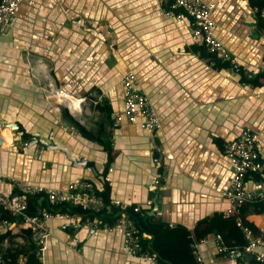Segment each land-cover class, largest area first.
I'll use <instances>...</instances> for the list:
<instances>
[{"label":"crops","instance_id":"crops-1","mask_svg":"<svg viewBox=\"0 0 264 264\" xmlns=\"http://www.w3.org/2000/svg\"><path fill=\"white\" fill-rule=\"evenodd\" d=\"M204 1L215 3L216 35L244 74L209 61L204 45L191 41L194 21L165 17L155 0H23L0 38V129L7 139L0 149V178L65 189L81 178L101 188L108 175L112 200L136 205L152 199L161 220L192 233L199 221L225 213L229 203L220 193L232 175L225 144L245 128L258 130L264 161V82L256 86L242 80L264 70V0ZM130 69L158 113V130L114 124L123 106L121 78ZM52 83L86 97L83 107L90 111L71 114L46 94ZM53 93L65 100L55 88ZM34 133L50 144L52 137L86 165L58 148L40 153L38 144H29ZM154 175L161 177L156 190L149 186ZM249 176V188L264 183ZM0 191L11 188L0 183ZM244 215L264 239V201L246 206ZM48 223L44 264L126 260L122 226L106 231L58 218ZM20 236L6 237L0 249L15 248ZM215 236L198 240L193 233L205 264L249 260L235 250L218 253ZM72 239L78 240L75 249ZM259 250L264 252V243Z\"/></svg>","mask_w":264,"mask_h":264},{"label":"built area","instance_id":"built-area-1","mask_svg":"<svg viewBox=\"0 0 264 264\" xmlns=\"http://www.w3.org/2000/svg\"><path fill=\"white\" fill-rule=\"evenodd\" d=\"M22 1L0 0V38L10 25ZM155 1L160 5L165 17L175 21H182L187 18L194 21L195 25L192 27L190 36L193 43H202L209 53L217 55L223 60L231 59L225 44L216 35L217 26L212 17V10L215 3H207L204 0ZM231 61L235 63L233 59ZM121 84L123 87V106L121 110L115 113L114 124L119 125L126 121L131 124H136L144 130L155 131L160 129L162 127L161 120L151 98L141 86L136 71L134 69L128 70L122 76ZM54 88L57 95H68L67 91L58 89V87L56 88L52 83L45 88L46 94L52 99L56 100L51 96ZM79 98L82 99L83 110H89L88 105L83 107V104L86 105L87 103L86 97ZM62 106L66 107L73 115H79L83 112L71 111L69 102ZM259 137L260 131L245 128L235 140L225 144V154L230 162L232 175L227 187L220 194L229 203V207L225 211L227 215L239 213L241 206L245 203L264 201V183L256 188H249L246 185V177L249 173H264V161L260 158L258 149ZM6 146L7 139L0 129V149ZM154 160L158 161L156 157ZM109 169L111 168L109 167ZM104 180L110 181V177L105 175ZM0 183H7L11 188L9 193L0 191V209L7 211L15 219L21 220L31 229V241L37 250L40 264H44L45 254L49 247L51 232L48 221L56 218L68 220L73 223H79V221L75 214L66 211L54 212L44 208L40 209L38 214L29 212V197L39 195L45 197L51 205L70 203L75 206H81L89 213L83 219L82 223H79L83 226L106 231H110L117 226H122L124 229L123 248L126 255V260L123 264H133L132 261L135 260L143 262L144 264H164L159 256L152 253L142 242L141 231L125 213L127 205L124 202L112 200V203L120 208L115 223H103L102 220L96 217V214L104 210L105 204L102 198L96 193L97 187L95 183L89 179L81 178L74 180L65 189L12 177L8 180L0 178ZM160 185L161 177L154 175L149 186L156 190ZM147 210H150L152 214L158 217L161 215L157 203L152 199L147 200L143 204H136L134 207V211L140 212L142 216L147 213ZM238 224L242 226L240 222ZM10 226H12V222L8 219L0 221V233L5 232ZM242 228L248 240L245 251L252 254L258 264H264V252L259 250V246L264 243V239L254 234L249 227L242 226ZM214 241L218 253H227L228 247L225 245L220 234L215 236ZM19 242L24 243L25 239L21 236L18 237L14 241L15 247L21 246ZM69 245L75 249L78 246V240H70ZM193 254L199 264H205L201 251L195 243L193 244ZM229 254L233 255L234 252H230ZM10 261V258H6L0 249V264H9ZM17 262L18 264H25L27 262V255L21 254Z\"/></svg>","mask_w":264,"mask_h":264},{"label":"trees","instance_id":"trees-1","mask_svg":"<svg viewBox=\"0 0 264 264\" xmlns=\"http://www.w3.org/2000/svg\"><path fill=\"white\" fill-rule=\"evenodd\" d=\"M202 51L208 54L209 61L214 62L217 67H233L237 69L238 72L244 74L241 67L237 68L229 60H223L217 55L209 53L204 46ZM242 80L245 83H252L256 86H261L264 82V70L252 78L243 76ZM105 149L108 151L111 160L113 155L110 145H106ZM250 174L255 175L256 178H258L257 181L264 180V177H262L260 173L254 172L249 173L246 178L250 177ZM103 181L102 187L96 188V193L104 201L105 208L103 211L96 214V217L102 220L103 223L108 222L113 224L116 221L117 213L120 212V208L112 203L110 197L111 186L109 182L104 179ZM28 204L29 212L33 214H38L40 209L44 208L54 212L66 211L75 214L79 223H82L83 219L89 214L81 206H75L70 203L51 205L48 200L41 195L29 197ZM250 204L252 203H245L241 206L240 211L237 214L232 213L227 215L225 213H219L199 221V223L195 225L193 233L198 240L210 235L220 234L225 245L228 247V251L225 254L234 252L237 248L245 250L248 240L242 226L249 227L256 235L259 233L258 227L244 215L245 207ZM134 207L135 204L127 205L125 213L140 229L142 242L145 246H147L152 253L157 254L164 264H199L193 254V244L195 241L190 229L185 226H171L161 220L160 217L152 214L150 210H147V213L142 216L140 212L134 211ZM3 219H8L10 222L14 223L15 218L7 211L0 209V221ZM238 222H240L242 226L239 225ZM14 224V227L8 228L5 232L0 233V242L6 237H9V239L12 240L15 235L20 233L26 240L22 247L7 248L5 251L2 250L4 256L10 258L11 261L9 264H18L17 260L21 254L27 255V262L25 264H40L37 250L34 243L31 241V229L18 219H16ZM16 228H20L21 231L16 232ZM237 264H258V262L255 258L252 260L241 259Z\"/></svg>","mask_w":264,"mask_h":264},{"label":"water","instance_id":"water-1","mask_svg":"<svg viewBox=\"0 0 264 264\" xmlns=\"http://www.w3.org/2000/svg\"><path fill=\"white\" fill-rule=\"evenodd\" d=\"M40 63L43 65V61L41 60ZM45 68V67H44ZM62 104V103H61ZM64 105V104H62ZM11 126H17L15 123H11ZM30 145L33 144H38L39 145V150L40 153L43 149H55L58 148L60 150H62L63 152H65V154L67 155L68 158H70L74 163L76 162L79 165H86L84 161L82 160H77L75 157H73L68 148L61 146L60 143H58L57 141H55L54 139H52L51 137V144L48 143L45 139H42L40 137V135H38V133H34L33 134V139L31 140V142L29 143ZM235 252L238 253V255L244 254L245 257L249 260H252L254 257L252 254L247 253L245 250H240L239 248L235 249Z\"/></svg>","mask_w":264,"mask_h":264},{"label":"bare ground","instance_id":"bare-ground-1","mask_svg":"<svg viewBox=\"0 0 264 264\" xmlns=\"http://www.w3.org/2000/svg\"><path fill=\"white\" fill-rule=\"evenodd\" d=\"M51 96L54 97L60 103H63V104L66 103L67 104V102H69L70 110L73 112H82L83 111L82 103H81L82 99H80L79 97H75L74 95L68 93L67 96L61 95L65 99V100L61 101L55 97L54 93H52Z\"/></svg>","mask_w":264,"mask_h":264},{"label":"rangeland","instance_id":"rangeland-1","mask_svg":"<svg viewBox=\"0 0 264 264\" xmlns=\"http://www.w3.org/2000/svg\"><path fill=\"white\" fill-rule=\"evenodd\" d=\"M88 112L90 111V110H87Z\"/></svg>","mask_w":264,"mask_h":264}]
</instances>
